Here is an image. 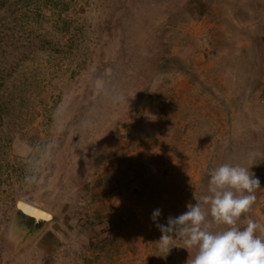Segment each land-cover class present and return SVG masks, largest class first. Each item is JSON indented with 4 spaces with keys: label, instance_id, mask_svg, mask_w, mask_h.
<instances>
[{
    "label": "rangeland",
    "instance_id": "obj_1",
    "mask_svg": "<svg viewBox=\"0 0 264 264\" xmlns=\"http://www.w3.org/2000/svg\"><path fill=\"white\" fill-rule=\"evenodd\" d=\"M0 37V264H190L156 225L222 164L264 226V0H7Z\"/></svg>",
    "mask_w": 264,
    "mask_h": 264
},
{
    "label": "clouds",
    "instance_id": "obj_2",
    "mask_svg": "<svg viewBox=\"0 0 264 264\" xmlns=\"http://www.w3.org/2000/svg\"><path fill=\"white\" fill-rule=\"evenodd\" d=\"M208 175L209 195L195 205L189 204L188 210L178 217H169L166 225L157 223L162 232L161 250L168 254L175 233L186 249L197 248L190 264H264V238L256 235L258 231L264 232V226L251 218L246 219L242 230L237 226L256 202L260 180L249 168L230 164H222ZM159 216L160 210L154 211L153 222ZM220 225L225 228L212 230Z\"/></svg>",
    "mask_w": 264,
    "mask_h": 264
},
{
    "label": "water",
    "instance_id": "obj_3",
    "mask_svg": "<svg viewBox=\"0 0 264 264\" xmlns=\"http://www.w3.org/2000/svg\"><path fill=\"white\" fill-rule=\"evenodd\" d=\"M15 207L19 213L32 220L34 224H45L54 218L53 214L23 200H17Z\"/></svg>",
    "mask_w": 264,
    "mask_h": 264
},
{
    "label": "trees",
    "instance_id": "obj_4",
    "mask_svg": "<svg viewBox=\"0 0 264 264\" xmlns=\"http://www.w3.org/2000/svg\"><path fill=\"white\" fill-rule=\"evenodd\" d=\"M6 1L7 0H0V11H1V8L5 5V3H6ZM1 42H2V38L0 37V46H1ZM2 50V48H0V56L1 55H3V54H5L6 55V53H5V51H1ZM26 59V57H25V55H24V57H23V60H25ZM8 106V105H7ZM3 107L2 106H0V126H2V122H3V118H2V115H3V111H4V109H2ZM7 109V108H6ZM5 109V110H6ZM15 136H17V133L16 132H13L12 133V138L13 137H15ZM12 138H10V140L12 139ZM2 183H4L3 181H1ZM0 182V183H1Z\"/></svg>",
    "mask_w": 264,
    "mask_h": 264
}]
</instances>
